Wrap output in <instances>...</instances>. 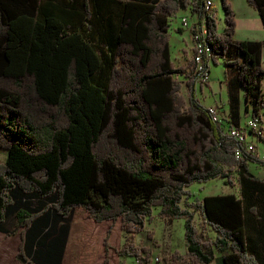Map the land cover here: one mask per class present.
Segmentation results:
<instances>
[{"label": "trees", "instance_id": "trees-1", "mask_svg": "<svg viewBox=\"0 0 264 264\" xmlns=\"http://www.w3.org/2000/svg\"><path fill=\"white\" fill-rule=\"evenodd\" d=\"M246 1L264 28V0ZM221 3L222 32L213 15L206 17L209 60L222 58L232 74L225 79L227 104L237 126L241 90L245 112L264 108V39L235 40L234 13L229 0ZM201 6L202 0H0V148L7 151L0 223L12 211L27 228L21 262L25 249L29 264H60V255L42 253L49 227L34 236L32 253L28 226L49 215L67 220L80 209L96 222L120 220L117 255L152 264V249L137 244L134 232L159 207L160 218L184 219L186 250L163 255L165 264H211L214 252L222 264H264V178L248 169L262 161L234 156L195 97L201 72L193 75L192 60L176 66L171 59L169 17L186 9L200 15ZM177 75L189 77L186 99ZM216 177L236 192L187 203L189 185ZM110 232L100 246L105 254Z\"/></svg>", "mask_w": 264, "mask_h": 264}, {"label": "rangeland", "instance_id": "rangeland-1", "mask_svg": "<svg viewBox=\"0 0 264 264\" xmlns=\"http://www.w3.org/2000/svg\"><path fill=\"white\" fill-rule=\"evenodd\" d=\"M212 7L211 12L216 20L217 31L222 32L225 26L224 21V10L222 7L221 0H211ZM231 9L234 13L235 20V30L233 33V38L235 40H244V39H261L264 37V30L262 26L257 24L256 21L259 20L253 19L255 17V10L246 2V0H229ZM182 12L176 13L169 17L170 28L169 36L178 35V29H183L184 32L189 33V27L194 25V22L198 18L197 13H192L190 9L181 10ZM254 13V15H253ZM252 14V16H251ZM181 16H187L189 20V26L184 27L181 24ZM190 35V34H189ZM170 44V41H169ZM262 60L264 64V49L262 53ZM190 60L185 64L189 65ZM175 64V63H174ZM184 65V66H185ZM183 66V65H176ZM209 82L207 84L195 85V97L202 106H206L210 103L217 102L222 103L226 99V83L225 79L229 78L232 74L229 70L226 69L222 58H217L216 62L210 61L209 63ZM177 79L183 81L181 87V93L187 98L188 85L187 81L189 77H183L182 75H177ZM244 99L241 95V105L243 109ZM249 112V111H248ZM251 112V111H250ZM224 114V112H222ZM249 114V113H248ZM242 117L244 112L242 111ZM258 115L261 117L262 125L264 127V108L259 110ZM254 144L256 145L255 154L261 155L264 151V141L260 138L249 136ZM7 156V151L0 148V161H5ZM260 160L262 158L259 156ZM264 162H249L248 169L254 175H263L262 170L264 169ZM263 168V169H262ZM236 192L235 187L224 182L223 178L216 177L205 182H194L187 187V203H192L197 200L202 199L207 195H216V194H226L229 192ZM159 207H153L152 215L150 219L145 220L143 228L134 232L135 242L139 245H148L152 249V264H165L161 259L163 255L168 254L174 250H178L180 253H184L186 250V241L184 237V219H169V218H160L158 215ZM73 224H72V233L69 241L68 253L72 257H76L79 261V264H94L97 258L103 254V251L100 249V241L102 240L99 237V233L95 230L94 221L88 216V214L83 210H75L73 213ZM94 222H88L89 220ZM200 219L198 215H195V222L198 225ZM111 223V228L117 223ZM120 223V220H119ZM110 228V230H111ZM121 228V227H120ZM109 229V228H108ZM107 229V230H108ZM116 230V229H115ZM123 232V231H122ZM147 233L152 235V238L147 236ZM111 234V232H110ZM210 236L213 235L211 231H208ZM106 235V233L104 234ZM124 235V233H123ZM99 240H98V238ZM105 237V236H104ZM110 238V236H109ZM104 239V238H103ZM117 241V233L114 231L112 242L115 244ZM124 241V239H123ZM110 243V240H109ZM111 245V244H110ZM100 249V250H99ZM105 253V252H104ZM107 254V253H106ZM111 264H120L122 258L114 254L111 250L108 254ZM119 257L120 260L117 262L116 258ZM106 263L108 262L107 256ZM158 258V260H157ZM125 264H138L134 256H125L123 262ZM104 260L102 261V264Z\"/></svg>", "mask_w": 264, "mask_h": 264}, {"label": "crops", "instance_id": "crops-1", "mask_svg": "<svg viewBox=\"0 0 264 264\" xmlns=\"http://www.w3.org/2000/svg\"><path fill=\"white\" fill-rule=\"evenodd\" d=\"M232 1H237V0H232ZM179 12H182V11H179ZM255 12H256L255 14L257 15H255L254 17L251 14V16L253 17V19L259 20V23L258 21L256 22L258 25L260 24L263 28L259 13L257 12V10H255ZM178 33L179 34L177 36L176 35L169 36L171 59L175 63V65H185L192 56V41L189 35L190 31L188 33V31L184 32L183 29H178ZM263 39L264 37L261 39H256V40H263ZM249 40H252V39H249ZM263 49H264V46H263ZM263 49H262V53H263ZM209 72H210V69H209ZM208 82H209V75H208ZM241 95L244 99L242 90L240 93V98H241ZM212 105H217L218 107H220L222 112L227 113L228 112L227 91H226V99L224 102L222 103L213 102L204 107H208ZM242 111L244 112V116H248V117L250 116L251 108L249 107V112H245L244 104H243V109H242L241 100H240V117H239L238 125H243L245 121L248 119L246 117H242L243 116ZM262 167L264 168V166ZM263 173H264V169L262 170V174ZM257 177L264 178L263 175H257ZM229 193H235V192L230 191ZM73 220L74 219H73L72 214L71 216L68 217L67 220L60 219L56 215H49V216H44L42 217V219H38L34 221L33 223H31L28 226V228L30 229V239H29L30 251L33 253L36 249L34 236L37 235V233H41L42 229L45 230L47 229V227H49L51 234H50V238L47 240V244L42 250V253L44 254V256H47V258H55L56 256L60 255V264H79L78 259L76 257L71 258V256L68 253L69 241H70V237L72 233V224L74 223ZM117 221L118 222L112 228H111L112 222L108 220L102 221V222H94L93 220L90 219L88 221L90 222L89 224H91V222H94L93 227L95 228L97 233H99V237L102 238V240L100 241L97 236L98 240L101 242L100 246L102 245L103 238L105 236L104 234L106 233L107 229L111 228V234L109 238L110 244H111L110 248L108 249L107 254L103 252V254L97 258L94 264H102V261L105 259L106 256L108 260L106 264H111L110 258L108 256L110 250L114 254H116V250L122 244L124 235L120 228L119 220ZM26 229L27 228L22 226L20 222L16 219L14 212L10 211L7 213L3 221L0 223V264H29L28 261L30 260L31 256L27 254L25 249L22 252L24 258H26L25 262H21L19 258H17V253L19 251V246L21 243L20 233L21 231L25 233ZM114 231H116L117 233V241L115 244H113L112 242ZM213 236H214V233L212 237ZM116 260L117 262H119L120 258L117 257ZM123 260L124 258H122V261ZM123 263L125 264V261ZM211 264H222L220 253L214 252V260L211 262Z\"/></svg>", "mask_w": 264, "mask_h": 264}, {"label": "built area", "instance_id": "built-area-1", "mask_svg": "<svg viewBox=\"0 0 264 264\" xmlns=\"http://www.w3.org/2000/svg\"><path fill=\"white\" fill-rule=\"evenodd\" d=\"M206 2L207 0H202L200 15H198L194 25L189 27L190 38L192 41L191 60L195 64L194 67H196V75L201 72L195 78V85L207 84L209 75L210 53H208L202 39V12L205 8ZM180 21L182 26H189L187 16H181ZM205 59H207L206 65L208 66V69L207 66L204 65ZM206 108L211 119L218 124L221 134L232 142L234 156L237 159L242 157H256L260 159V156L263 160L262 162H264V151L261 155H256V145L251 139H249V136L260 138L264 135V127L262 125L261 117L258 114H253L251 110L250 116L245 123L243 125L236 126L229 122L230 117L228 112L222 114L220 107L217 105L208 106Z\"/></svg>", "mask_w": 264, "mask_h": 264}, {"label": "bare ground", "instance_id": "bare-ground-1", "mask_svg": "<svg viewBox=\"0 0 264 264\" xmlns=\"http://www.w3.org/2000/svg\"><path fill=\"white\" fill-rule=\"evenodd\" d=\"M211 7H212L211 0H207L205 8H204L205 14L203 15V18H202V39H203V42L206 46L208 53H210V48H209L208 43H207L206 17L209 15H212ZM193 75H196V67H195V73H193Z\"/></svg>", "mask_w": 264, "mask_h": 264}]
</instances>
